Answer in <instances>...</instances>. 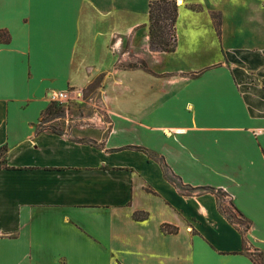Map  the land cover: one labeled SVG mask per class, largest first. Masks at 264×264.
Segmentation results:
<instances>
[{
  "label": "crops",
  "instance_id": "crops-1",
  "mask_svg": "<svg viewBox=\"0 0 264 264\" xmlns=\"http://www.w3.org/2000/svg\"><path fill=\"white\" fill-rule=\"evenodd\" d=\"M151 1L0 0V264H264V0Z\"/></svg>",
  "mask_w": 264,
  "mask_h": 264
},
{
  "label": "trees",
  "instance_id": "trees-1",
  "mask_svg": "<svg viewBox=\"0 0 264 264\" xmlns=\"http://www.w3.org/2000/svg\"><path fill=\"white\" fill-rule=\"evenodd\" d=\"M177 17V4L174 0H154L148 6V32L149 44L153 51L172 53L176 48L175 23ZM213 23L217 34L220 32V16L212 14ZM52 111L50 112V115ZM135 219H143L144 215L137 213ZM227 219L235 222L232 213L227 214ZM164 232L173 233L175 228L163 225Z\"/></svg>",
  "mask_w": 264,
  "mask_h": 264
},
{
  "label": "built area",
  "instance_id": "built-area-1",
  "mask_svg": "<svg viewBox=\"0 0 264 264\" xmlns=\"http://www.w3.org/2000/svg\"><path fill=\"white\" fill-rule=\"evenodd\" d=\"M86 98L85 92L81 89H70V90H64V91H58L56 93H53L49 101L52 104H55L57 106L63 107L64 105L70 104V103H77L84 101ZM242 230H245V224H242L238 220H235V222Z\"/></svg>",
  "mask_w": 264,
  "mask_h": 264
},
{
  "label": "rangeland",
  "instance_id": "rangeland-1",
  "mask_svg": "<svg viewBox=\"0 0 264 264\" xmlns=\"http://www.w3.org/2000/svg\"><path fill=\"white\" fill-rule=\"evenodd\" d=\"M176 4H178V2H176ZM133 49V48H132ZM136 49H137V51H140V50H142L143 49V44H139V42H137L136 43ZM140 63H138V65L137 66H141L142 67V64L144 65V66H146L143 62H141V65H139ZM59 116V117H67V116H69V115H67L66 116V112L64 111H57V113H55V114H53V115H49L48 117L50 118H53L54 116ZM56 116V117H57ZM1 153V152H0Z\"/></svg>",
  "mask_w": 264,
  "mask_h": 264
}]
</instances>
